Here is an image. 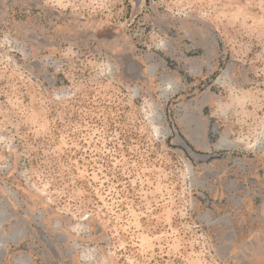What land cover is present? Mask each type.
<instances>
[{"label":"rangeland","instance_id":"obj_1","mask_svg":"<svg viewBox=\"0 0 264 264\" xmlns=\"http://www.w3.org/2000/svg\"><path fill=\"white\" fill-rule=\"evenodd\" d=\"M0 264H264V0H0Z\"/></svg>","mask_w":264,"mask_h":264},{"label":"water","instance_id":"obj_2","mask_svg":"<svg viewBox=\"0 0 264 264\" xmlns=\"http://www.w3.org/2000/svg\"><path fill=\"white\" fill-rule=\"evenodd\" d=\"M142 3H143V0H134V8L138 9L139 6H141ZM107 37L109 38L108 34H107Z\"/></svg>","mask_w":264,"mask_h":264}]
</instances>
